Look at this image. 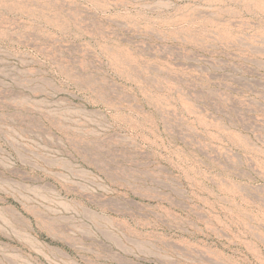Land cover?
<instances>
[{
  "label": "rangeland",
  "instance_id": "obj_1",
  "mask_svg": "<svg viewBox=\"0 0 264 264\" xmlns=\"http://www.w3.org/2000/svg\"><path fill=\"white\" fill-rule=\"evenodd\" d=\"M0 264H264V0H0Z\"/></svg>",
  "mask_w": 264,
  "mask_h": 264
}]
</instances>
